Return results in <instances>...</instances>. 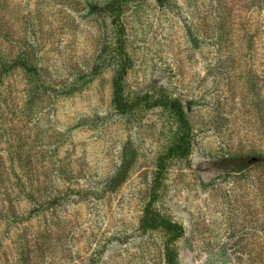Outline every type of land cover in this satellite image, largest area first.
<instances>
[{
    "label": "rangeland",
    "instance_id": "obj_1",
    "mask_svg": "<svg viewBox=\"0 0 264 264\" xmlns=\"http://www.w3.org/2000/svg\"><path fill=\"white\" fill-rule=\"evenodd\" d=\"M110 1L0 0V59L28 56L50 85L5 62L0 264H165L140 221L170 122L113 108ZM124 22L129 91L180 98L194 130L157 202L185 229L180 264H264V0L135 1Z\"/></svg>",
    "mask_w": 264,
    "mask_h": 264
},
{
    "label": "trees",
    "instance_id": "obj_2",
    "mask_svg": "<svg viewBox=\"0 0 264 264\" xmlns=\"http://www.w3.org/2000/svg\"><path fill=\"white\" fill-rule=\"evenodd\" d=\"M143 0H112L104 7V12L112 18L117 31V37L113 42L111 53L117 58L118 65L113 77V108L123 117L135 118L146 111H162L169 119L170 127L165 133L167 140L164 151L158 158L157 175L152 186L150 198L144 208L140 221V227L145 232L160 233L164 237L165 264H180V250L177 243L184 237V227L175 222L171 217L160 211L157 202L163 188V180L169 166L179 159H187L191 156L194 147V130L185 109L183 101L160 91L131 92L126 84V76L130 64L129 54L126 48L124 17L131 2ZM7 62L11 68H21L27 73L31 82L37 87L40 85L50 86L43 79L34 61L26 55L4 60L0 59V81L3 80V72L6 70ZM33 86V85H32ZM132 152L127 155L121 164L111 183L106 186V191L116 190L124 184L128 173L134 163ZM229 167L237 170L248 169L255 164L245 157L232 158L228 160ZM232 162V164H231ZM12 209V208H10ZM14 214V213H13Z\"/></svg>",
    "mask_w": 264,
    "mask_h": 264
}]
</instances>
